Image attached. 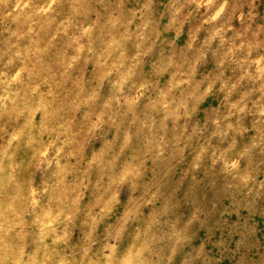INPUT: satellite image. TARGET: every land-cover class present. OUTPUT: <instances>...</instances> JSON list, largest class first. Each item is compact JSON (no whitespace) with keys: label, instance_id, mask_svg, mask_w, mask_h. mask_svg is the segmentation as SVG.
<instances>
[{"label":"clouds","instance_id":"1","mask_svg":"<svg viewBox=\"0 0 264 264\" xmlns=\"http://www.w3.org/2000/svg\"><path fill=\"white\" fill-rule=\"evenodd\" d=\"M0 264H264V0H0Z\"/></svg>","mask_w":264,"mask_h":264}]
</instances>
